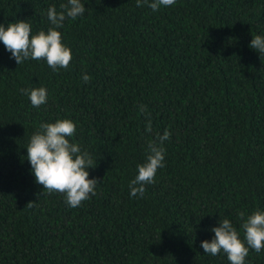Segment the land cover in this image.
I'll return each mask as SVG.
<instances>
[{
	"label": "trees",
	"instance_id": "16d2710c",
	"mask_svg": "<svg viewBox=\"0 0 264 264\" xmlns=\"http://www.w3.org/2000/svg\"><path fill=\"white\" fill-rule=\"evenodd\" d=\"M81 2L84 15L57 29L67 69L17 65L0 41V264H230L201 242L223 219L243 240L238 213L264 212V54L249 47L264 37V0H176L156 11L152 0ZM66 3L0 0V24L47 32V9ZM40 87L47 103L37 108L20 89ZM63 119L100 181L77 208L35 183L26 159L40 125ZM166 130L165 167L131 197L149 141ZM245 264H264V249Z\"/></svg>",
	"mask_w": 264,
	"mask_h": 264
},
{
	"label": "clouds",
	"instance_id": "9594fccd",
	"mask_svg": "<svg viewBox=\"0 0 264 264\" xmlns=\"http://www.w3.org/2000/svg\"><path fill=\"white\" fill-rule=\"evenodd\" d=\"M136 3L142 7L148 0H136ZM175 3L176 0H152L148 7L156 11L161 6L168 7ZM60 8L59 12L55 6L47 9V18L54 25L47 32L41 30L30 35L31 25L24 20L9 23L7 28L0 24V41L17 65L31 58L37 61L46 60L53 71L69 67L71 50L62 43L61 32L57 29L63 27L66 19L75 20L83 16L86 8L81 0H67ZM249 47L260 55L264 54V37H252ZM82 80L88 83L90 76L84 74ZM20 92L28 95L33 107L38 108L47 103V90L43 87L30 90L22 88ZM140 110L143 113L145 107L142 106ZM40 129L32 135L27 146L26 159L31 165L35 183L42 185L48 193L65 194L66 204L77 208L83 201L96 195V187L100 183L96 178L89 179L88 170L94 168L91 156L82 152L77 143L71 142L70 138L76 133V125L71 120L43 123ZM147 131L151 132L150 122ZM170 137L171 133L166 130L163 135L158 134L156 140L149 141L146 162L137 166L138 174L129 185L131 197H142L145 185L154 183L158 169L165 167L163 143ZM31 203L27 205L30 206ZM238 217L242 221L244 239L239 238L240 233L229 219L219 220V226L211 229L215 234L213 239L201 242L205 254L216 256L223 251L230 264H245L250 249L256 253L264 249V212L255 211L245 218V213L241 211Z\"/></svg>",
	"mask_w": 264,
	"mask_h": 264
}]
</instances>
